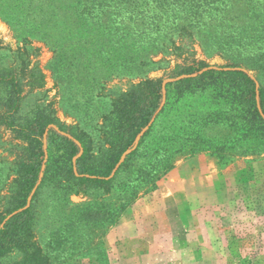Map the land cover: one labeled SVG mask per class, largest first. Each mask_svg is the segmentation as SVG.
<instances>
[{"label":"rangeland","instance_id":"obj_1","mask_svg":"<svg viewBox=\"0 0 264 264\" xmlns=\"http://www.w3.org/2000/svg\"><path fill=\"white\" fill-rule=\"evenodd\" d=\"M198 61L238 66L264 88V0H0V67L42 80L18 120L44 108L96 152L121 93ZM16 143L0 125V208L12 207ZM252 145L176 158L109 223L102 204L122 203L112 191L44 187L34 240L49 264H264V144Z\"/></svg>","mask_w":264,"mask_h":264},{"label":"trees","instance_id":"obj_2","mask_svg":"<svg viewBox=\"0 0 264 264\" xmlns=\"http://www.w3.org/2000/svg\"><path fill=\"white\" fill-rule=\"evenodd\" d=\"M174 77L142 81L121 93L114 113L104 119L103 146L96 152L88 137L44 108H36L25 122L18 120L26 93L42 86L41 75L35 69L0 67V125L17 142L12 145V207L0 208V264L13 254L18 259L12 264L50 263L31 231L32 201L44 187L66 195L112 191L122 203L118 210L102 204L109 223L140 192L153 191L176 158L208 150L243 154L253 143L264 144V88L247 72L198 61ZM220 131L226 135L218 137Z\"/></svg>","mask_w":264,"mask_h":264},{"label":"water","instance_id":"obj_3","mask_svg":"<svg viewBox=\"0 0 264 264\" xmlns=\"http://www.w3.org/2000/svg\"><path fill=\"white\" fill-rule=\"evenodd\" d=\"M34 190L32 191L31 195L33 194ZM31 195L28 198L27 205L30 203Z\"/></svg>","mask_w":264,"mask_h":264}]
</instances>
